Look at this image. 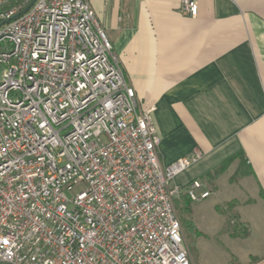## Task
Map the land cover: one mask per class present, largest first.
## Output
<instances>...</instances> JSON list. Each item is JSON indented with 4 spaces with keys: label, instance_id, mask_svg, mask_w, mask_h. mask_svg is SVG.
I'll return each mask as SVG.
<instances>
[{
    "label": "built area",
    "instance_id": "2783aa9c",
    "mask_svg": "<svg viewBox=\"0 0 264 264\" xmlns=\"http://www.w3.org/2000/svg\"><path fill=\"white\" fill-rule=\"evenodd\" d=\"M1 68L0 263L191 264L170 185L202 155L162 165L89 0H0Z\"/></svg>",
    "mask_w": 264,
    "mask_h": 264
},
{
    "label": "crops",
    "instance_id": "0c3cea01",
    "mask_svg": "<svg viewBox=\"0 0 264 264\" xmlns=\"http://www.w3.org/2000/svg\"><path fill=\"white\" fill-rule=\"evenodd\" d=\"M197 1L192 17L181 0H89L140 105L156 109L162 165L202 155L170 187L199 181L219 214L238 211L224 253L197 228L191 264H264V0Z\"/></svg>",
    "mask_w": 264,
    "mask_h": 264
},
{
    "label": "rangeland",
    "instance_id": "374dc122",
    "mask_svg": "<svg viewBox=\"0 0 264 264\" xmlns=\"http://www.w3.org/2000/svg\"><path fill=\"white\" fill-rule=\"evenodd\" d=\"M96 19H97V15H96ZM102 29L105 31L103 27ZM2 71H3V68L0 69V75L2 74ZM214 194L215 196L213 195L208 200H203L200 202H193L192 204L189 203V201L185 198V195H181L175 198L174 204H175L176 213H177L180 223L182 219L180 209L185 207L186 203L191 204L192 209H193L192 219H193L194 225L200 230L208 229L209 232H211L210 236L213 235L211 239L214 241L215 248L216 250H218L217 252L224 253L226 252L225 246H223L221 243L222 238H223V232L229 231L233 233V232H237L241 230L238 228L237 221L235 219L238 215L237 213L238 211H236L235 209H232L231 211L225 214H219V211L217 207L215 206V202H214V199L216 198V193ZM232 221L234 222L232 223ZM182 234H183V237L185 239V242L188 248V254H189L190 260L192 261L194 260V258L196 259L199 258L195 254L196 251L195 252L192 251L190 247V241L187 237V232L185 231L183 227H182ZM199 254H201V251Z\"/></svg>",
    "mask_w": 264,
    "mask_h": 264
},
{
    "label": "trees",
    "instance_id": "16d2710c",
    "mask_svg": "<svg viewBox=\"0 0 264 264\" xmlns=\"http://www.w3.org/2000/svg\"><path fill=\"white\" fill-rule=\"evenodd\" d=\"M228 165V163H225L223 165V167L219 170L216 171V175L221 172V170H223L224 168H226V166ZM185 198L189 201V203H193L186 195ZM186 203L185 207L181 208V224L182 227L185 229V231L187 232V237L190 241V247L192 249V251H196V244H197V239L200 237V233L197 229V227L194 225L192 216H193V209H192V205Z\"/></svg>",
    "mask_w": 264,
    "mask_h": 264
},
{
    "label": "water",
    "instance_id": "95a60500",
    "mask_svg": "<svg viewBox=\"0 0 264 264\" xmlns=\"http://www.w3.org/2000/svg\"><path fill=\"white\" fill-rule=\"evenodd\" d=\"M34 3V2H33ZM33 3L27 8V10L33 5Z\"/></svg>",
    "mask_w": 264,
    "mask_h": 264
}]
</instances>
